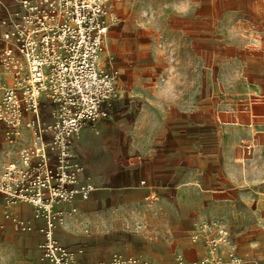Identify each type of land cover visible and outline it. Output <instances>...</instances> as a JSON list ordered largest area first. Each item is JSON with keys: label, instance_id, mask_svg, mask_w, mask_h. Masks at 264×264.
I'll return each mask as SVG.
<instances>
[{"label": "crops", "instance_id": "crops-1", "mask_svg": "<svg viewBox=\"0 0 264 264\" xmlns=\"http://www.w3.org/2000/svg\"><path fill=\"white\" fill-rule=\"evenodd\" d=\"M222 1L220 16L242 15V10L249 8L243 3L253 1L262 3L261 8H257L262 13H257L264 17V0H237L241 2L240 7L228 3L234 0ZM180 4L178 8H161L159 14L177 17V25L168 22L157 28L153 44H138L140 58L152 59V65L157 67L154 74L162 79L153 85L148 83V75L138 78L131 71L129 54L121 50L118 37L111 32L114 40L104 57L109 60V65L132 76L128 80L130 85L117 91V98L123 99L126 111L113 115L110 108L108 118L97 124V132L91 127H83L73 142L79 182L88 184L91 191L86 200L76 196L70 203L54 209L63 211V216L56 218L54 223V237L70 251L77 253L80 251L77 248L84 244L91 249L93 236L105 233L117 224L136 223L140 218L139 209L144 210L145 215L157 216V210L165 202L168 209L182 210L179 217L167 221L166 234H163L164 240L176 242L174 251L183 259L182 264H213L215 258L225 263L228 252L243 264L264 260L263 254L254 252V244L236 250L220 246L211 253L200 243L185 236H175L171 231L174 225H182L186 233L202 239L206 234L202 227L205 219L219 217L216 212L202 210L232 208L233 203L237 206V202L229 199L237 192L233 173L239 166L238 153L231 150L238 146L240 139L257 141L264 134V119L260 118L264 116H258L264 112V104L258 106L251 102L241 108L237 97L222 99L216 94L205 95L201 90L185 88L184 82L190 80L191 7L185 14V0H180ZM0 5L1 20L6 16L5 9L13 10L17 3L0 0ZM110 10L108 33L116 25L115 21L120 20L119 16H126L125 8L114 6V10ZM206 15L207 11L196 15L204 19L203 27L206 26ZM203 27L197 31L205 33V38L207 31ZM163 32L168 35L166 40ZM42 118L49 121L47 111L43 110ZM22 128L30 133L27 128ZM115 132L127 142L124 165L116 164L114 149L110 147L115 142ZM29 135L27 141L17 140L18 147L31 145L32 136ZM16 147L15 144L10 147L13 151L9 162L19 163L21 150L17 152ZM4 165L0 164V174ZM258 203L262 207L263 202ZM45 219L30 204L8 203L0 196V250L5 249L10 257L16 258L14 264L39 262ZM223 221L233 224L232 216H226ZM81 253L76 254L74 264H89L88 255L82 257ZM110 262L108 252L101 264Z\"/></svg>", "mask_w": 264, "mask_h": 264}, {"label": "built area", "instance_id": "built-area-1", "mask_svg": "<svg viewBox=\"0 0 264 264\" xmlns=\"http://www.w3.org/2000/svg\"><path fill=\"white\" fill-rule=\"evenodd\" d=\"M15 1L18 9H5L0 20V122L14 138L27 128L32 141L19 152V163L3 166L0 196L46 217L40 264H74L81 251L67 250L54 237L56 218L63 216L54 209L76 196L88 198L91 187L79 182L72 145L83 127L97 132L118 97L117 73L99 65L111 10L108 0ZM219 236L207 241L209 252L224 243ZM227 258L213 264H242L232 252ZM110 264L151 263L114 255Z\"/></svg>", "mask_w": 264, "mask_h": 264}, {"label": "rangeland", "instance_id": "rangeland-1", "mask_svg": "<svg viewBox=\"0 0 264 264\" xmlns=\"http://www.w3.org/2000/svg\"><path fill=\"white\" fill-rule=\"evenodd\" d=\"M222 2V0L190 1V80L184 82L185 88L201 90V94L205 92V95L216 94L223 97L222 99L237 97L241 108L251 102L262 106L264 104V17L257 13H262L261 9L257 11V8H261L262 3L246 1L243 4L249 8L242 10V15L239 13L228 17L220 16ZM228 3L234 4V7L241 6V2L237 0ZM108 5L112 10H114V6L125 8L126 16H119L120 20L115 21L116 25H113L110 32L107 33L99 65L117 73V91L130 85V81L128 82L130 77L132 78L130 73L120 72L117 67L109 65V60L104 57L107 53L106 50L108 51L111 46V41L114 40L111 34L114 32L113 36L118 37L117 44L124 53H128L130 56L129 59H131L133 67L131 71L138 78L141 75H148L150 78L148 83L151 85L157 83L161 79L154 74L157 67L152 65V59L140 58L138 44L140 42L153 44L156 30L168 22L177 25V17L168 18L159 14L161 8L181 7L180 0H108ZM0 8L2 9L1 5ZM17 9L18 6L15 5L14 10ZM206 11V26L203 27L204 19L196 15L198 12L205 13ZM202 27L207 31L205 38L203 37L205 33L197 31ZM166 35L165 32L162 33L164 40H166ZM164 52L166 53L167 50ZM182 83V81L179 82L180 86H183ZM49 110H51L50 105L47 106L48 115ZM123 111H126L123 99L116 97L111 104V113L116 115ZM132 112L133 110L130 111L131 116ZM258 116H264V112L259 113ZM260 118L264 119V117ZM251 123L254 125V122ZM9 132L10 129L0 122L1 165L10 161L9 156L13 151L10 147L15 144L16 150L19 152L24 148L21 145L18 147L17 140L27 141L30 136V133L24 128L21 129V135L17 138H14ZM115 136V142L110 147L114 149L116 164L124 165L127 161V142L117 132H115ZM231 152L238 153L239 158V166H236V172L233 173L236 177L237 192L229 196L230 200L237 202V206H234L235 203H233L232 208L202 210L216 212L219 216L205 219L202 227L205 228L206 234L202 239L193 237L191 233H186L182 225L178 227L174 225L171 231L175 236H185L186 239L200 243L208 251L207 241L219 236L216 231L221 229L223 233L219 237L224 239V243L218 247L236 250V248L254 244V252L264 255V134L263 138L257 141L240 139L238 146ZM260 201L263 202L261 203L262 207H259L258 202ZM138 213L140 218L136 223L117 224L109 231L93 236L91 249H88V244L78 247L77 249L82 252L81 256L88 255L87 262L89 264L103 263L104 255L108 252L111 255V261L114 255H124L137 256L151 264H182L183 259L181 260L174 251L176 242L163 239V234H166L167 221H173V218L179 217L182 210L168 209L167 204L163 202L155 217L145 215L142 209H139ZM226 216H232L233 224L224 223L223 220ZM127 218L129 220L128 216ZM58 243L64 247L59 241ZM9 255L7 250L1 249L0 264H14L16 258ZM250 262L251 264H262L264 260H250ZM36 264H40V260Z\"/></svg>", "mask_w": 264, "mask_h": 264}, {"label": "clouds", "instance_id": "clouds-1", "mask_svg": "<svg viewBox=\"0 0 264 264\" xmlns=\"http://www.w3.org/2000/svg\"><path fill=\"white\" fill-rule=\"evenodd\" d=\"M190 7H191L190 0H185V5H184L185 14L190 10Z\"/></svg>", "mask_w": 264, "mask_h": 264}, {"label": "bare ground", "instance_id": "bare-ground-1", "mask_svg": "<svg viewBox=\"0 0 264 264\" xmlns=\"http://www.w3.org/2000/svg\"><path fill=\"white\" fill-rule=\"evenodd\" d=\"M100 63H101V59H100Z\"/></svg>", "mask_w": 264, "mask_h": 264}]
</instances>
